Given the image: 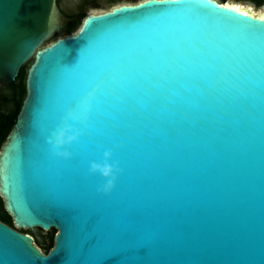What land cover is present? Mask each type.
Listing matches in <instances>:
<instances>
[{
  "label": "water",
  "instance_id": "95a60500",
  "mask_svg": "<svg viewBox=\"0 0 264 264\" xmlns=\"http://www.w3.org/2000/svg\"><path fill=\"white\" fill-rule=\"evenodd\" d=\"M243 13L214 0H0V90L27 67L0 145V211L14 223L0 220V264H264V20ZM73 105L88 118L64 159L49 138ZM105 150L122 170L107 194L89 173ZM18 227L42 245L32 227L55 228L53 246Z\"/></svg>",
  "mask_w": 264,
  "mask_h": 264
},
{
  "label": "clouds",
  "instance_id": "9594fccd",
  "mask_svg": "<svg viewBox=\"0 0 264 264\" xmlns=\"http://www.w3.org/2000/svg\"><path fill=\"white\" fill-rule=\"evenodd\" d=\"M78 138V132L70 127L57 129L49 138L51 153L56 157L70 159L72 153L67 146L76 142ZM121 171L118 162L112 160L111 150L104 151L102 162L92 161L89 165V173L98 174L102 180L97 190L105 194L111 192Z\"/></svg>",
  "mask_w": 264,
  "mask_h": 264
},
{
  "label": "snow or ice",
  "instance_id": "6c2138e0",
  "mask_svg": "<svg viewBox=\"0 0 264 264\" xmlns=\"http://www.w3.org/2000/svg\"><path fill=\"white\" fill-rule=\"evenodd\" d=\"M154 2L164 3L165 0H154ZM171 3L173 5L179 4L180 0H171ZM243 15H247V13H243ZM260 19L264 20V15H261ZM85 41L87 43V37L85 38ZM250 47L253 49V53H255V51L257 50L256 42L250 41ZM253 64L255 66L252 68L248 79L251 85L250 94L254 96L261 82V69L259 65H256L254 55H253ZM69 66H71V63H69ZM87 118H88V113H87L86 105H73L70 112L64 118V122L62 126H60L59 128L70 127L76 130L80 136L82 134V125ZM116 147L119 148V147H122V145H116Z\"/></svg>",
  "mask_w": 264,
  "mask_h": 264
},
{
  "label": "trees",
  "instance_id": "16d2710c",
  "mask_svg": "<svg viewBox=\"0 0 264 264\" xmlns=\"http://www.w3.org/2000/svg\"><path fill=\"white\" fill-rule=\"evenodd\" d=\"M73 26H74V23L71 24L70 26H68L65 31L69 32ZM26 72H27V67L23 66L20 69V72H19V74L15 80V83H14L16 85V94H17V96H16L17 100L15 102V108L11 112H9L7 115H5L3 118L0 119V145L3 143L8 132L13 127V125L16 121L17 115L19 113V110L21 108L22 100H23V98L25 96V92H26V88H25ZM0 218L3 219L4 221L8 222L12 227H14V223L12 221L11 216L4 210V208H3V210L0 211ZM25 233H28V232H25ZM53 242H54V240H53ZM52 246H53V243L50 246V248Z\"/></svg>",
  "mask_w": 264,
  "mask_h": 264
},
{
  "label": "flooded vegetation",
  "instance_id": "af4514ba",
  "mask_svg": "<svg viewBox=\"0 0 264 264\" xmlns=\"http://www.w3.org/2000/svg\"><path fill=\"white\" fill-rule=\"evenodd\" d=\"M219 1L225 2V0H219ZM237 1L250 2L254 5H257L258 7L259 6L261 7L264 5V0H237ZM14 83L15 81L12 84L1 85V86H5L7 90H4V91L0 90V119L3 118L5 115H7L9 112H11L15 108L17 94H16V85ZM8 104H12V107L8 108L7 107ZM0 220L8 224L9 226H11L8 222L4 221L3 219L0 218ZM21 232L25 233V231H21ZM30 235H33V234H30Z\"/></svg>",
  "mask_w": 264,
  "mask_h": 264
},
{
  "label": "rangeland",
  "instance_id": "374dc122",
  "mask_svg": "<svg viewBox=\"0 0 264 264\" xmlns=\"http://www.w3.org/2000/svg\"><path fill=\"white\" fill-rule=\"evenodd\" d=\"M128 2H136L137 0H127ZM227 0H225L226 2ZM111 5V4H110ZM110 5H104V6H99V7H95V8H92V9H89L87 11H85L83 14H81L79 16V18L77 19L76 23L74 24L73 28L71 29L70 33H73L74 31L77 30V28L80 26L83 18L87 15L88 11H94V10H103V9H106V8H109L108 6ZM254 5V4H253ZM255 8H258L257 5H254ZM260 7V6H259ZM33 230H37V231H40V232H44V233H47L48 235V238L49 240H44V245L42 244H39V243H36V240L34 238V235L33 238H34V241L35 243L41 248V250L44 252V253H47L50 246L52 245L53 243V240H54V237H55V234H56V229L53 228V227H50L48 228L47 230H44L40 227H32ZM18 230L20 231H25V232H29L28 234H33L32 233V230L31 228H24V227H18Z\"/></svg>",
  "mask_w": 264,
  "mask_h": 264
},
{
  "label": "bare ground",
  "instance_id": "6f19581e",
  "mask_svg": "<svg viewBox=\"0 0 264 264\" xmlns=\"http://www.w3.org/2000/svg\"><path fill=\"white\" fill-rule=\"evenodd\" d=\"M215 2H221L219 0H214ZM223 5H226L230 8L252 14V15H257L261 16L264 15V5L258 8H255L254 5L250 2H242V1H237V0H227L226 2H222ZM118 5H115L113 8L117 7ZM111 9V8H109ZM109 9H103V10H94L92 14L103 12ZM20 226V225H18Z\"/></svg>",
  "mask_w": 264,
  "mask_h": 264
}]
</instances>
